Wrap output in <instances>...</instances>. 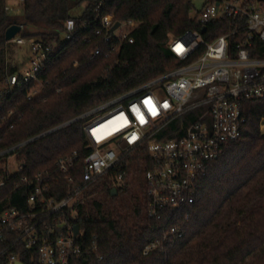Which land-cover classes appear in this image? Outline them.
Instances as JSON below:
<instances>
[{
  "label": "trees",
  "instance_id": "1",
  "mask_svg": "<svg viewBox=\"0 0 264 264\" xmlns=\"http://www.w3.org/2000/svg\"><path fill=\"white\" fill-rule=\"evenodd\" d=\"M80 3L24 0L21 14L13 16L5 9L6 0H0V80L17 71L8 59L15 44L4 37L14 22L23 26L20 34L24 37L59 42L57 54L37 73L40 92L27 98L37 85L32 80L3 101L0 150L178 66L181 61L169 50L168 42L201 27L192 16V0H111L101 14H112L117 21L131 19L137 25L130 33L133 41L123 40L106 55L117 42L105 43L101 36H94L100 25L93 6L79 15ZM72 17L88 26L78 27L70 39L62 40V22ZM229 28L227 22L215 34ZM96 46L102 52L92 56ZM259 53L264 54V47ZM241 106L246 117L241 136L208 163L206 174L197 181L193 202L179 208L168 223L179 226L181 237L171 235L163 249L143 253L148 242L162 237L165 219L147 213L149 197L142 175L150 157L145 149H138L84 189L74 202L75 211L68 212V219L84 234L76 264H264V134L259 129L264 97L244 100ZM84 122L73 121L14 151L22 168L0 187V212L25 205L32 184L21 181L24 174L31 179L47 170L52 176L48 195L57 198L81 181L82 159L90 150ZM74 150L80 160L70 172L73 181L67 182L56 172L55 161ZM6 252H19L24 264H35L23 249L11 247Z\"/></svg>",
  "mask_w": 264,
  "mask_h": 264
},
{
  "label": "built area",
  "instance_id": "2",
  "mask_svg": "<svg viewBox=\"0 0 264 264\" xmlns=\"http://www.w3.org/2000/svg\"><path fill=\"white\" fill-rule=\"evenodd\" d=\"M80 1L79 15L93 6L100 25L94 36H101L105 43L117 42L106 55L123 40L133 41L130 33L137 25L134 20L120 21L112 29L117 20L112 14H101L111 0ZM5 9L9 11L10 7L6 4ZM192 16L200 23V29L186 30L168 42L169 50L181 64L0 150V157L14 154L17 148L46 133L85 120L83 129L90 150L82 159L81 181L57 198L48 195L52 176L47 170L39 171L31 179L25 174L21 176V181L31 182L32 188L22 208L11 206L0 212V244L4 246L0 248V264H24L19 252H6L11 247L23 249L35 264H76L84 234L79 229L74 235L75 224L68 219V212L75 211L74 202L84 189L138 149H145L150 157L144 172L149 197L147 213L157 220L165 219L162 237L148 242L143 253L163 249L171 235L182 236L179 226L169 225V221L179 208L193 202L197 181L206 174L208 163L241 136L246 122L242 102L264 97V54L259 53L264 47V0H204L200 9L194 7ZM227 22L231 28L216 35V30ZM123 24L129 31L114 35ZM87 26L86 22L78 24L75 18H68L62 22L61 39L68 40L78 27ZM20 32L10 41L28 44L32 68L24 73H7L0 80V110L5 99L32 80L37 85L27 92V98L40 92L37 73L45 69L46 62L59 49L57 40L24 37ZM101 52L100 46H96L91 55ZM2 118L0 113V121ZM79 160L76 150L60 155L55 161L56 172L72 182L70 172ZM18 164L20 172L22 165ZM10 176L0 169V187ZM121 178L119 174L118 179Z\"/></svg>",
  "mask_w": 264,
  "mask_h": 264
},
{
  "label": "rangeland",
  "instance_id": "3",
  "mask_svg": "<svg viewBox=\"0 0 264 264\" xmlns=\"http://www.w3.org/2000/svg\"><path fill=\"white\" fill-rule=\"evenodd\" d=\"M204 0H192L194 7L200 9ZM6 4L10 7V14L13 16H18L21 14V3L19 0H6ZM129 31V27L122 25L120 28L115 30L114 35H121ZM56 48V46H55ZM11 63L17 67L19 73H24L26 70L32 68L33 56H31V51L28 44H15L13 52L8 57ZM262 125H264V118L260 124V134H264L262 130ZM0 169L7 172L8 175H13L19 172V164L14 154L3 155L0 157ZM143 180H144V175Z\"/></svg>",
  "mask_w": 264,
  "mask_h": 264
},
{
  "label": "water",
  "instance_id": "4",
  "mask_svg": "<svg viewBox=\"0 0 264 264\" xmlns=\"http://www.w3.org/2000/svg\"><path fill=\"white\" fill-rule=\"evenodd\" d=\"M120 24V21H116L113 25L112 29L118 27ZM21 31V25L14 22L12 25H10L4 33V37L7 41H10L17 33ZM204 31V28L202 29ZM117 191L115 189L112 190V193L115 194ZM74 235H76L79 231L78 225L73 226ZM15 264H23L21 261H17Z\"/></svg>",
  "mask_w": 264,
  "mask_h": 264
},
{
  "label": "bare ground",
  "instance_id": "5",
  "mask_svg": "<svg viewBox=\"0 0 264 264\" xmlns=\"http://www.w3.org/2000/svg\"><path fill=\"white\" fill-rule=\"evenodd\" d=\"M262 130H264V125H262Z\"/></svg>",
  "mask_w": 264,
  "mask_h": 264
}]
</instances>
